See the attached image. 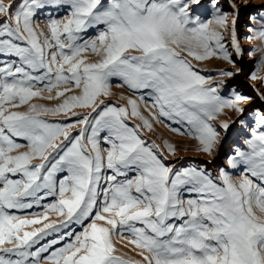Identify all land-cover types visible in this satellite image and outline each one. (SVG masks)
<instances>
[{
	"label": "snow or ice",
	"instance_id": "1",
	"mask_svg": "<svg viewBox=\"0 0 264 264\" xmlns=\"http://www.w3.org/2000/svg\"><path fill=\"white\" fill-rule=\"evenodd\" d=\"M242 15L239 0H0V264H264V92H226L245 51L261 79L264 4L247 50ZM213 57L232 66L219 79L192 62ZM115 80L147 116L110 101ZM165 120L209 157L230 130L239 143L216 174L177 167L172 142L144 136Z\"/></svg>",
	"mask_w": 264,
	"mask_h": 264
},
{
	"label": "rangeland",
	"instance_id": "2",
	"mask_svg": "<svg viewBox=\"0 0 264 264\" xmlns=\"http://www.w3.org/2000/svg\"><path fill=\"white\" fill-rule=\"evenodd\" d=\"M6 3L11 2V0H5ZM242 6V19L240 21V40L241 45L244 49H249L250 47L255 46V42L249 41L245 39V35H247V25L249 23L248 17L250 14H254L257 10H259L260 5L264 4V0H239ZM249 5L248 8L244 9L243 5ZM51 10H46L44 13H41L39 16V23L41 28H44L47 23V12ZM53 15H57L53 13ZM63 12L59 13V16H62ZM94 35V33H91ZM230 39V36L226 34V40ZM261 53L257 52L254 56L249 55L247 51H245L242 58H236L238 60L237 66L243 70V75L239 77H233L228 81L229 88L226 89V92H230L231 88H235L238 91L250 95L255 96L256 93L253 90L252 85L258 88L261 92H264V69H261L259 72V76L261 79L252 80L250 79V74L257 70L256 61L260 59ZM235 58V57H234ZM90 59H95V57L90 55ZM193 64L197 66L198 69L202 70V74H210L216 79H219L217 73L221 70L230 69L232 66L227 62L213 57L210 60L197 62L195 60L192 61ZM119 81L115 80L113 82V92L114 95L110 97V101L114 102L118 105H127L128 101L126 98H132L137 101L140 106V110L143 112L145 116L148 115V112L145 110V103L147 102L148 106L151 107V101L145 98L144 100L141 99V93L138 91H132L126 87H116L115 85L118 84ZM125 97L122 99L121 96ZM43 101V100H41ZM254 103L259 105V100H254ZM20 111L26 110V106L20 109ZM155 111V109H152ZM227 115H222L221 120L216 121V124H219L222 120L228 119L231 123L232 120L237 119L235 113H232L231 110H225ZM49 119H61V117H50ZM133 123H141V121L134 119ZM169 122L164 121L162 123H154L153 130L149 131L147 129L144 130V136L150 140L155 141L157 144H160L162 147L164 146V141L167 140L172 142L176 146V155L170 156L169 159L177 164V167L181 166H189V165H205L209 172L216 174L219 172V169L222 166H227V158L230 156L237 144L239 143V139L235 134L234 130H230L229 134L222 136V146L221 148L214 154V157H209L203 153L195 151L197 142L187 135H178L171 131L170 127L168 126ZM175 126V125H173ZM211 161V163H206ZM235 179H240V170H234L233 172ZM34 211H40V209H35ZM52 219H57L55 214H51ZM39 226V225H38ZM30 230V229H29ZM79 231V228L76 229ZM121 243L123 246L121 247ZM118 247L123 254L126 256L133 257L135 259H140L139 256L135 254L134 251H131L132 246L130 244L124 242H118Z\"/></svg>",
	"mask_w": 264,
	"mask_h": 264
},
{
	"label": "bare ground",
	"instance_id": "3",
	"mask_svg": "<svg viewBox=\"0 0 264 264\" xmlns=\"http://www.w3.org/2000/svg\"><path fill=\"white\" fill-rule=\"evenodd\" d=\"M32 102L33 103H47V104H55V103H58V101H41V100H38V99H34Z\"/></svg>",
	"mask_w": 264,
	"mask_h": 264
}]
</instances>
